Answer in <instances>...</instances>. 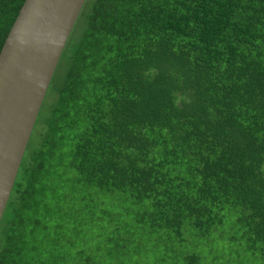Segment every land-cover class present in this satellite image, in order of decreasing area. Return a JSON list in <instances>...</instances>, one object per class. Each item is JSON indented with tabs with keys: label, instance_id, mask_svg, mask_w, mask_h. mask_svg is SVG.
I'll return each instance as SVG.
<instances>
[{
	"label": "trees",
	"instance_id": "trees-1",
	"mask_svg": "<svg viewBox=\"0 0 264 264\" xmlns=\"http://www.w3.org/2000/svg\"><path fill=\"white\" fill-rule=\"evenodd\" d=\"M24 1L0 0V51ZM47 96L0 264H264V0H87ZM120 202L137 237H111Z\"/></svg>",
	"mask_w": 264,
	"mask_h": 264
},
{
	"label": "water",
	"instance_id": "water-1",
	"mask_svg": "<svg viewBox=\"0 0 264 264\" xmlns=\"http://www.w3.org/2000/svg\"><path fill=\"white\" fill-rule=\"evenodd\" d=\"M87 0H25L0 51V223Z\"/></svg>",
	"mask_w": 264,
	"mask_h": 264
},
{
	"label": "rangeland",
	"instance_id": "rangeland-1",
	"mask_svg": "<svg viewBox=\"0 0 264 264\" xmlns=\"http://www.w3.org/2000/svg\"><path fill=\"white\" fill-rule=\"evenodd\" d=\"M47 95H48V92H47ZM47 95L45 97L44 103H45L46 99H48ZM42 112H44V109L42 110ZM119 204H122V206L112 207L113 209L117 208V210H116V213H117L116 218L117 219L112 224V226L110 227V230H113L115 228L118 230H117V232H114L113 234H111V237L113 239H117V238H119L118 234L129 235L132 238L137 237L140 233V230L137 227V225L133 222L132 216L137 214L138 212H140V208L138 206H135V205L131 206V207H127L128 203H124V202L123 203L120 202ZM89 226H90V231H88V232L94 231L96 234L101 236V238H108L110 236L109 226H108L107 220H104L103 227H102V224H98V223H92ZM104 226L106 228H104ZM187 238H190L193 241L197 240V238L194 235H191L190 237L187 236ZM86 239H87V246L91 247L92 249H95V248L97 249L99 246H101L104 243L101 239H97V242H96L94 237H91V236L85 237V240ZM85 240H84V244H85ZM112 240H111V242H112ZM145 243H147V242H145ZM150 245H151V243H150ZM238 249H239V251H238ZM238 249L234 248L233 250L232 249L227 250V252L225 254H224V252H222L218 249H213L209 255L211 257L215 258V260L212 261L213 264H253V260L251 258H248V256L240 248H238ZM229 258H230V260H229ZM147 261L149 264L154 263L152 256L149 257L147 259Z\"/></svg>",
	"mask_w": 264,
	"mask_h": 264
}]
</instances>
